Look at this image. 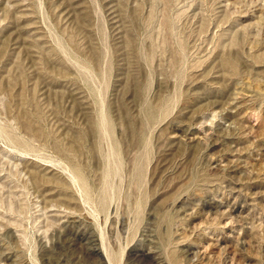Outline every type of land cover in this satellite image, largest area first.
Listing matches in <instances>:
<instances>
[{
  "label": "rangeland",
  "instance_id": "obj_1",
  "mask_svg": "<svg viewBox=\"0 0 264 264\" xmlns=\"http://www.w3.org/2000/svg\"><path fill=\"white\" fill-rule=\"evenodd\" d=\"M0 264H264V0H0Z\"/></svg>",
  "mask_w": 264,
  "mask_h": 264
}]
</instances>
